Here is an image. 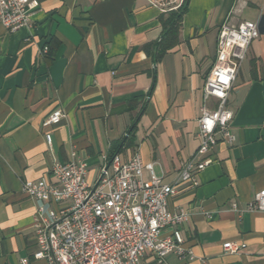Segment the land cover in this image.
<instances>
[{"label": "crops", "instance_id": "0c3cea01", "mask_svg": "<svg viewBox=\"0 0 264 264\" xmlns=\"http://www.w3.org/2000/svg\"><path fill=\"white\" fill-rule=\"evenodd\" d=\"M37 1L28 27L9 33L0 23V264H45L33 259L45 203L22 183H53L50 168L73 152L91 186L112 157L134 155L175 185L199 144L203 87L226 22L259 32L228 95L234 142L216 143L196 184H176L168 208L188 213L177 228L194 258L169 254L161 264H264V213L248 210L264 189V0H187L176 35L165 38L169 13L146 0ZM56 109L64 119L44 126ZM142 264L157 263L147 254Z\"/></svg>", "mask_w": 264, "mask_h": 264}, {"label": "built area", "instance_id": "2783aa9c", "mask_svg": "<svg viewBox=\"0 0 264 264\" xmlns=\"http://www.w3.org/2000/svg\"><path fill=\"white\" fill-rule=\"evenodd\" d=\"M161 13L180 9L187 0H146ZM37 0H0V23L9 33L28 27ZM259 35L251 22L223 23L218 32L216 56L203 87V105L197 119L199 140L193 156L178 173L175 185L163 184L152 163H143L134 155L125 163L114 156L102 167L94 185H89L87 167L72 153L70 162H56L46 178L22 183L29 198L45 203L34 217L35 261L45 264H142L151 254L156 263L174 254L181 260H193L178 226L187 222L188 213L168 208V199L176 194V184L195 183L196 176L211 163L210 151L220 140L234 142L230 124L233 114L228 95L237 77L250 43ZM48 48H43L47 53ZM215 99L209 109L207 101ZM64 119L54 110L43 123L58 125ZM48 144L49 134L45 135ZM248 210L264 213V189L259 191ZM225 252L235 253L233 243L223 244ZM19 264H31L21 259Z\"/></svg>", "mask_w": 264, "mask_h": 264}, {"label": "trees", "instance_id": "16d2710c", "mask_svg": "<svg viewBox=\"0 0 264 264\" xmlns=\"http://www.w3.org/2000/svg\"><path fill=\"white\" fill-rule=\"evenodd\" d=\"M185 9H186V3L177 11H172L169 13L167 20H166V25H165L166 32L164 33L163 38H165L166 36H170V35H176L180 17L184 13ZM162 52L163 51H159L158 54H156V57L160 56Z\"/></svg>", "mask_w": 264, "mask_h": 264}]
</instances>
